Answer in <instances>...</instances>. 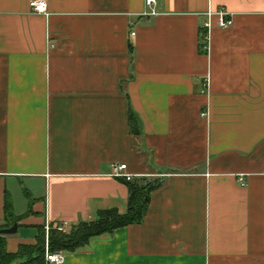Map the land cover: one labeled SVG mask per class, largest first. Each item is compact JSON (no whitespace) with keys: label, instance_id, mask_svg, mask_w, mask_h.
<instances>
[{"label":"crops","instance_id":"obj_1","mask_svg":"<svg viewBox=\"0 0 264 264\" xmlns=\"http://www.w3.org/2000/svg\"><path fill=\"white\" fill-rule=\"evenodd\" d=\"M221 10L232 27L213 17L208 32ZM150 11L0 0V221L7 198L22 218L9 252L48 223L126 213L128 187L112 175L127 165L134 180L162 181L145 220L64 264H264V0Z\"/></svg>","mask_w":264,"mask_h":264},{"label":"trees","instance_id":"obj_2","mask_svg":"<svg viewBox=\"0 0 264 264\" xmlns=\"http://www.w3.org/2000/svg\"><path fill=\"white\" fill-rule=\"evenodd\" d=\"M203 46L204 53L207 52ZM128 187L127 211L121 214L118 210H106L97 213L93 222H80L69 231L59 232L51 224L48 239L44 227H41L34 245H20L14 253L8 251L7 236L0 234V264H45L46 246L51 253H75L86 247L92 238L105 234L112 235L117 230L132 225L142 224L148 212L152 194L161 188V180L141 178L125 181ZM12 210L11 201L6 199L4 223L0 221V231L9 229L20 222Z\"/></svg>","mask_w":264,"mask_h":264},{"label":"built area","instance_id":"obj_3","mask_svg":"<svg viewBox=\"0 0 264 264\" xmlns=\"http://www.w3.org/2000/svg\"><path fill=\"white\" fill-rule=\"evenodd\" d=\"M145 4L151 9L150 12L144 13V16H157L158 13L155 11V6L157 5V0H145ZM30 8L34 13L47 15V4L44 1H33L30 3ZM216 17L218 20V26L221 29H229L233 25V20L225 10L218 12L210 11L208 13L209 22L206 23L205 29L209 32L212 29V18ZM208 40V36L206 38ZM208 46L206 47V50ZM202 116H206L204 113ZM117 179H122L125 181H133L134 176L128 173L127 165H118L114 168V173L112 175ZM59 232H66L67 225L59 224L54 225ZM51 229V224H46L45 231L48 239V234ZM66 260L65 253H51L48 246H46L45 264H64Z\"/></svg>","mask_w":264,"mask_h":264},{"label":"water","instance_id":"obj_4","mask_svg":"<svg viewBox=\"0 0 264 264\" xmlns=\"http://www.w3.org/2000/svg\"><path fill=\"white\" fill-rule=\"evenodd\" d=\"M17 231H18V224H15L13 227L9 229H4L0 231V234L4 236H11V235H15Z\"/></svg>","mask_w":264,"mask_h":264}]
</instances>
